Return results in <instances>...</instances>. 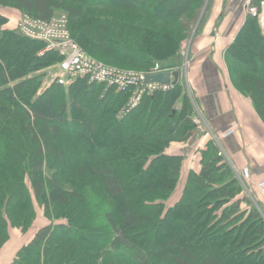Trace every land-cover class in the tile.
I'll use <instances>...</instances> for the list:
<instances>
[{
    "label": "trees",
    "instance_id": "1",
    "mask_svg": "<svg viewBox=\"0 0 264 264\" xmlns=\"http://www.w3.org/2000/svg\"><path fill=\"white\" fill-rule=\"evenodd\" d=\"M211 1L0 0L8 9H0V251L24 238L9 264H257L252 253L264 264L263 213L193 121L196 103L180 79L123 116L128 93L87 77L38 93L37 73L61 57L18 29L24 13L38 20L64 13L72 39L98 61L181 71L187 50L189 72L202 24L191 33ZM246 15L224 59L264 123V34ZM244 49L254 55L249 65ZM191 140L192 157L169 152ZM92 192L111 210L98 211ZM40 209L47 222L30 232Z\"/></svg>",
    "mask_w": 264,
    "mask_h": 264
},
{
    "label": "crops",
    "instance_id": "2",
    "mask_svg": "<svg viewBox=\"0 0 264 264\" xmlns=\"http://www.w3.org/2000/svg\"><path fill=\"white\" fill-rule=\"evenodd\" d=\"M244 1L213 0L205 24L192 41L190 59L193 66L184 76L188 83L190 79L189 90L197 111L203 117L200 127L207 126L218 134L234 129L231 135L221 139L220 144L234 170L248 167L251 177L259 180L264 178V123L251 100L231 83L224 59L225 48L234 40L243 23ZM182 75L180 72L179 79ZM207 132L211 139L210 131ZM189 142L195 141H188V145H174L169 152L188 155L189 151L192 157ZM23 240L14 237L2 248L0 264L12 261L15 250Z\"/></svg>",
    "mask_w": 264,
    "mask_h": 264
},
{
    "label": "built area",
    "instance_id": "3",
    "mask_svg": "<svg viewBox=\"0 0 264 264\" xmlns=\"http://www.w3.org/2000/svg\"><path fill=\"white\" fill-rule=\"evenodd\" d=\"M245 9H247L246 13L258 18L264 34V0H260L259 5H252L251 0H246ZM67 23V16L64 13L57 14L49 20H38L24 13L18 19V29L23 34L35 40L44 41L46 43L44 51L54 50L60 55L61 60L56 64L60 71V74L56 75L58 84L69 85L77 78L87 77L89 83L103 84L106 88L114 87L119 91L128 93L127 100L122 106L119 116H123L135 108L144 95L155 90H167L172 86L170 84L147 83L144 81L145 74L167 70L161 68L159 64H155L150 72H143L117 68L92 58L72 39ZM198 116L203 119L201 114ZM195 122H199V120L196 119ZM209 131L211 139L219 146V154L228 159L220 141L223 137L231 135L234 129H229L220 134ZM235 171L243 185L245 182H252L260 195L261 202L264 204V178L253 181L248 167L235 169ZM244 187L249 194L248 188L245 185Z\"/></svg>",
    "mask_w": 264,
    "mask_h": 264
},
{
    "label": "rangeland",
    "instance_id": "4",
    "mask_svg": "<svg viewBox=\"0 0 264 264\" xmlns=\"http://www.w3.org/2000/svg\"><path fill=\"white\" fill-rule=\"evenodd\" d=\"M67 1H69V2H71V0H67ZM211 1V0H210ZM246 1V0H245ZM245 1H244V16H243V19H242V22H243V20L246 18V11H247V9H245ZM212 3H213V0L211 1ZM72 4H74V5H77L76 3H74V2H71ZM208 3V2H207ZM102 8H107V7H102ZM0 9H1V12L3 13V14H7V11L6 10H8L7 8H1L0 7ZM95 9V7H93V10ZM208 9H209V5H208V7H206V4H205V6L202 8V10H201V14H200V16H199V18H198V20H197V22L195 23V28H193V31H192V33H191V36L193 37L194 36V34H195V29H196V27L200 24H205V21L207 20V16H208V13H209V11H208ZM108 10H110V11H112V10H114V11H116L115 9H108ZM116 12H119V13H121V14H124V13H126V12H122V11H116ZM131 15H134V14H136V13H130ZM202 15H203V17H202ZM219 19H222V18H219ZM257 20V24H258V27H259V29L261 30V32H262V29H261V25H260V23H259V21H258V18L256 19ZM11 24H13V22L11 23ZM158 25L161 27V28H163V27H165V28H171V29H173L174 27L173 26H168V25H164V24H161V23H158ZM163 26V27H162ZM197 30V29H196ZM200 32V31H199ZM199 33H197L196 35H198ZM192 39V38H191ZM257 40H251L250 39V41H249V43H254V42H256ZM190 43H191V41H190ZM187 54H189L188 53V51L186 50V52L184 53V60H183V64H182V69H181V71L180 72H182V77H181V82H183L184 83V85H185V89L186 90H189V83L186 81V78H185V76H186V73L188 72V67H189V63L187 62V59H188V56H187ZM242 54H243V56H245V59H243V60H241L242 61V63H245V64H250V62H251V60L252 59H254L253 58V54H250V51L247 49L246 50V52H245V49L242 51ZM248 60V61H244V60ZM250 61V62H249ZM253 61V60H252ZM37 74H40L41 75V77H42V79H41V85H40V88H39V90H38V93H41L45 88H47L52 82H57V78H56V75H58V74H60V71H59V68L56 66V65H52V66H49V67H47V68H45V69H43V70H41V71H39ZM185 75V76H184ZM121 108H122V106H121ZM121 108H120V110H121ZM120 110H119V112H120ZM119 112H118V115H119ZM198 112V111H197ZM200 113L198 112V114H197V116L199 115ZM196 116V117H197ZM199 119V118H198ZM194 121V120H193ZM197 124V123H196ZM199 125H201L202 124V121L200 120V122L198 123ZM204 128L207 130V131H209V129L207 128V126H204ZM202 130V129H201ZM216 133V132H215ZM110 136V135H109ZM97 139V138H96ZM207 139H210L209 138V136L207 135ZM96 144L97 145H101V144H104V145H106L107 144V141H96ZM225 157V156H224ZM226 158V157H225ZM227 159V158H226ZM228 160V159H227ZM71 162V160H68V164ZM228 162H229V164L231 165V163H230V160H228ZM60 171V170H59ZM58 171V172H59ZM45 173L46 174H52V171L50 170V171H48L47 169H45ZM252 178V177H251ZM138 179V178H137ZM252 180L253 181H257V180H254L253 178H252ZM244 186V185H243ZM246 187L248 188V192H249V194L247 193V191H245V193L252 199V202H253V205L254 206H256L258 209H259V211H261L262 213H263V216H264V204L260 201V196H259V194L257 193V191H256V189H255V186H253V184H252V182L251 181H248V182H246ZM180 190V186L177 188V190H176V193H175V195L176 194H178V192H180L179 191ZM244 190H245V187H244ZM177 196V195H176ZM98 197V195H97V193L96 192H92L91 193V195H90V198H91V200H90V202H91V204H93L94 205V207H98V211H101V212H103V211H105V210H111V208H110V206L109 205H107V204H103V202L102 203H98L97 205H96V203H97V201H96V199L95 198H97ZM97 218H99L102 222H104V220H103V218H102V216L101 217H97ZM54 220V219H53ZM47 222V219L42 215V210L40 209V210H38V215L36 216V219H35V221H34V227L30 230V232H32L33 230H35V228H38L39 226H41L42 224H44V223H46ZM186 228V227H185ZM15 231V230H14ZM24 241V240H23ZM10 242H8L7 243V245L9 244ZM230 244V243H229ZM229 244H227L226 245V247L229 245ZM232 246V245H231ZM229 248V247H228ZM228 248L227 249H225V250H228ZM252 255H253V257L252 258H254V259H252V258H250V261H252V262H254V263H257V264H259V258H258V254H254V253H252ZM238 258H240V254H235V256H233V257H229V260L230 261H235V260H237Z\"/></svg>",
    "mask_w": 264,
    "mask_h": 264
},
{
    "label": "water",
    "instance_id": "5",
    "mask_svg": "<svg viewBox=\"0 0 264 264\" xmlns=\"http://www.w3.org/2000/svg\"><path fill=\"white\" fill-rule=\"evenodd\" d=\"M144 81L147 83L156 82L174 86L179 81V70L160 71L153 74H145Z\"/></svg>",
    "mask_w": 264,
    "mask_h": 264
},
{
    "label": "bare ground",
    "instance_id": "6",
    "mask_svg": "<svg viewBox=\"0 0 264 264\" xmlns=\"http://www.w3.org/2000/svg\"><path fill=\"white\" fill-rule=\"evenodd\" d=\"M263 24H264V21H263ZM19 31H20V30H19ZM20 32H21V31H20ZM21 33H22V32H21ZM22 34H23V33H22ZM24 35H25V34H24ZM32 39H33V38H32ZM45 48H46V46H45ZM45 48H44V49H45ZM44 49H43V50H44ZM155 64H158V63H155ZM155 64H154V65H155ZM159 66H160V65H159ZM153 67H154V66H153ZM153 67H152V68H153ZM152 68H151V70H152ZM164 69H165V68H164ZM166 69H167V70H165V71H168V72L174 70V69H170V68H166ZM151 70H150V71H151ZM150 71H149V72H150ZM179 75H180V71H179ZM65 86H66V85H65ZM197 117L199 118V116H197ZM198 118H195V117H194V122H195V120L198 119ZM198 120H201V119L199 118ZM195 123H197V122H195ZM231 167H232V165H231ZM232 168H233V167H232ZM233 170H234V168H233ZM234 171H235V170H234ZM235 173H236V171H235ZM241 183H242V182H241ZM242 185H243V183H242ZM244 185L246 186V182H245ZM256 191H257V190H256Z\"/></svg>",
    "mask_w": 264,
    "mask_h": 264
}]
</instances>
